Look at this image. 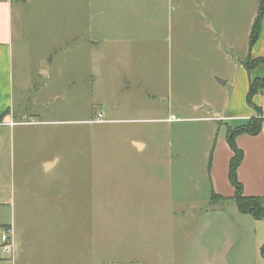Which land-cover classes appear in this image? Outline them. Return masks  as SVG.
Listing matches in <instances>:
<instances>
[{"label": "crops", "instance_id": "obj_1", "mask_svg": "<svg viewBox=\"0 0 264 264\" xmlns=\"http://www.w3.org/2000/svg\"><path fill=\"white\" fill-rule=\"evenodd\" d=\"M192 1V6H195L193 12L188 15L187 24L181 27V34L175 36L172 14L180 0H154L152 82L159 96L151 93L145 83L146 67L142 59L136 60L137 51L143 54L146 51L147 40L144 34H139L140 26L133 24L126 31L124 28L128 22L124 19L107 22L108 26L99 22L98 18L106 20V17L104 13L99 16V5L95 0H0V127H5V140L9 138L10 194L14 208L18 194L26 199V209L20 222L14 217L2 227L0 264H99L96 237L93 242L91 237L83 251L82 245L74 242L80 231L76 217L69 229L65 227L66 203L62 200L65 195L47 188L57 172L68 165L62 162L63 153L29 149L24 146L25 140L16 145L17 132H22L24 139L33 136V131L23 130L22 127L80 121L61 120L43 112L46 105L43 93L52 85L53 75L56 81H64L66 89L84 87L91 92L92 99L95 91L119 88L117 91L125 93L123 100L125 97L130 100V95L138 98L139 92H143L145 100L151 101L157 96L160 103L166 101L162 90L172 94L177 85L184 83L203 81L209 85L211 80V84L226 85L228 88L223 90L221 103L204 96L192 106L196 112L207 114L196 118L216 121L219 127L226 128L219 149L216 148L214 154V146L209 157L210 193L230 198L234 196L235 188L229 180L233 150L227 140V129L248 125L253 118L262 119L264 125V91L253 96V104L258 109L247 100L251 79L264 77V63L251 71L242 63L249 54L253 58L264 57V16L259 38L251 47L250 35L259 0H235L232 3L219 0L221 3L217 4L214 14L212 0ZM226 6L238 7L230 9ZM49 11L53 15H49ZM130 13L131 10H128ZM210 34L221 51L217 58H210L203 52L201 42L208 41ZM214 61L218 66L212 64ZM137 73H140V80L132 76ZM103 98L107 100L100 104H104L105 109L95 107L92 117L81 119L82 122L99 123L96 121L99 113L104 116V121L100 123L125 120L120 118V114L130 108V103L110 95ZM20 107L30 108L22 114L18 111ZM159 107L162 108V103ZM25 117H33L34 120L27 121ZM3 133L0 129V135ZM235 141L244 152L237 170L244 194L264 196V133L261 130L259 133L241 132L235 136ZM130 144L136 150L144 151L146 148V143L134 136L130 137ZM17 149L19 161L16 162ZM88 178L91 180V175ZM36 180H44L45 188H38L34 183ZM231 201L234 202L229 199ZM233 209L235 211L221 207L218 211L225 213L231 221L230 225L235 224L240 232V254L234 256V260L237 263L243 260L248 264H264L261 254L264 218L243 213L238 207ZM216 218L220 217L216 215ZM90 227L92 229L91 224ZM8 228L15 242L13 255L6 253L2 247V235ZM247 236L252 239L249 247L244 242Z\"/></svg>", "mask_w": 264, "mask_h": 264}, {"label": "rangeland", "instance_id": "obj_2", "mask_svg": "<svg viewBox=\"0 0 264 264\" xmlns=\"http://www.w3.org/2000/svg\"><path fill=\"white\" fill-rule=\"evenodd\" d=\"M95 1L99 5V16L104 13L106 17V20L98 18L99 22H104L106 26L107 22L118 19L128 22L126 24L130 27L125 26L126 31L133 24L140 26L139 34H144L147 40L146 51L145 54L137 51L136 60L142 59L146 67L148 89L160 96L152 82L154 0ZM191 1L180 0L178 6H174L175 36L181 34V27L187 24L188 15L193 12L195 6ZM212 1L214 14L221 1ZM233 1L228 0L230 3ZM195 2L199 3L198 0ZM186 4L189 6H182ZM226 7L232 9L238 6ZM128 10H131L130 14ZM48 14L53 15L51 11ZM202 43L203 52L210 58H217L221 53L211 34L209 40ZM212 64L218 66L215 61ZM55 65L58 66L57 62ZM132 76L140 80V73ZM54 78L53 75L52 85L43 93L46 98L43 112L61 120L80 121L22 127L23 130L33 131V136L24 139L22 132H17L16 145L25 140L24 146L29 149L63 153L62 162L68 165L57 172L47 188L65 195L62 198L66 203L65 227L69 229L76 217L80 231L74 242L80 243L83 251L91 237L92 242L96 237L99 264H248L247 261L237 259V263L234 260V256L240 254V232L235 224L230 225L231 221L225 213L218 211L221 207L235 211L236 204L217 199L212 203L210 197L209 157L214 146V154L216 148L219 149L226 128L219 127L216 121L196 118L207 114L196 112L192 106L204 96L221 103L223 90L228 88L226 85L211 84V80L209 85L194 81L192 84L177 85L172 94L162 90L166 101L161 102V108L157 96L151 101L145 100L143 92H139L138 98L130 95V100L127 97L123 100L125 93L117 91L119 88L95 91L92 99L91 92L84 87L66 89L63 80L56 81ZM107 95L130 103V108L120 114V118L125 120L114 123L82 122L81 119L92 117L95 107L105 109V105L100 103L107 100L103 98ZM22 107L18 109L22 114L30 108ZM25 120L34 119L25 117ZM0 129L4 131L0 135L1 244L3 225L10 223L14 217L20 222L26 209V199L18 194L15 201L17 209L14 208L10 194L9 138L5 140V127ZM132 136L146 143L144 151L131 146ZM15 161H19L18 149ZM34 183L38 188L46 186L44 180ZM244 242L249 247L251 237L247 236Z\"/></svg>", "mask_w": 264, "mask_h": 264}, {"label": "trees", "instance_id": "obj_3", "mask_svg": "<svg viewBox=\"0 0 264 264\" xmlns=\"http://www.w3.org/2000/svg\"><path fill=\"white\" fill-rule=\"evenodd\" d=\"M264 16V0H259V8L256 19L252 26L251 35H250V46L252 47L257 41L260 35L262 21ZM243 65L247 70L251 71L253 68L257 67L259 64L264 63V57L253 58L249 54L242 61ZM264 91V77L251 79L249 91L247 94V100L249 104L258 109L255 104H253V96L259 92ZM263 126V121L260 118L251 119L250 123L245 126H240L237 128L228 127L227 129V140L229 145L233 150V155L229 163V180L235 188V194L233 197H225L215 192L211 193V202L214 200H223L227 201L232 199L238 209L243 213H250L255 218H264V196H255V195H245L243 192V185L240 182L237 170L244 158V152L241 148L238 147L235 141V136L241 132H250V133H259L261 127ZM261 254L264 257V244L261 247Z\"/></svg>", "mask_w": 264, "mask_h": 264}, {"label": "built area", "instance_id": "obj_4", "mask_svg": "<svg viewBox=\"0 0 264 264\" xmlns=\"http://www.w3.org/2000/svg\"><path fill=\"white\" fill-rule=\"evenodd\" d=\"M96 121H99V122H103L104 121V116L102 113H99L98 116H97V119ZM261 132L264 133V125L261 127ZM2 247H3V250L6 252V253H9V254H14V251H15V242H14V239L11 235V229L8 228L7 230H5L3 232V235H2Z\"/></svg>", "mask_w": 264, "mask_h": 264}, {"label": "water", "instance_id": "obj_5", "mask_svg": "<svg viewBox=\"0 0 264 264\" xmlns=\"http://www.w3.org/2000/svg\"><path fill=\"white\" fill-rule=\"evenodd\" d=\"M220 82L224 83V80L220 79V78H217Z\"/></svg>", "mask_w": 264, "mask_h": 264}]
</instances>
